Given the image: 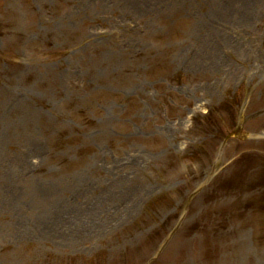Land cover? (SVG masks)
Returning <instances> with one entry per match:
<instances>
[{
	"label": "rangeland",
	"instance_id": "obj_1",
	"mask_svg": "<svg viewBox=\"0 0 264 264\" xmlns=\"http://www.w3.org/2000/svg\"><path fill=\"white\" fill-rule=\"evenodd\" d=\"M126 1L0 0V264H264V0Z\"/></svg>",
	"mask_w": 264,
	"mask_h": 264
},
{
	"label": "bare ground",
	"instance_id": "obj_2",
	"mask_svg": "<svg viewBox=\"0 0 264 264\" xmlns=\"http://www.w3.org/2000/svg\"><path fill=\"white\" fill-rule=\"evenodd\" d=\"M129 1L130 0H127L126 2L129 3ZM143 1H146V3H147L149 8L152 7L155 4L154 0H143ZM251 1H254V0H242V6H241L242 10H241L240 14H239V10H238V16H239L240 19H243V21H246L247 13H248V10H249V5H250ZM100 2L108 3L109 0H100ZM128 5L131 7L130 3ZM123 11H124V8H123ZM230 12H231L230 8H225L224 10H222V11H220L218 13V16H219L218 19L220 21H221V16L223 18H225L224 22H225L226 27H224L223 29H227L228 28L227 25H229V22H227V20H226V14H228ZM223 29L221 28L222 31H223ZM209 43L213 44V46H212L213 50H211V53L208 56H205L206 60H204V61L212 62L211 63V67L214 68V69H217L218 64H219V58L216 55L217 52H218V47L215 45L213 38L209 41ZM26 155L28 156L27 159L29 158V156L31 157V159L39 157L38 151L33 149V148L32 149L28 148V151H27ZM26 161L27 160H24V159H22V157H20V161L19 162L25 163ZM137 163H145L147 165L148 160L135 159V160H133L132 164L134 165V164H137ZM26 166H29V165L27 164ZM25 170L23 172H21V175L23 173H25ZM32 171H34V169H32ZM110 171H114V170H110Z\"/></svg>",
	"mask_w": 264,
	"mask_h": 264
}]
</instances>
